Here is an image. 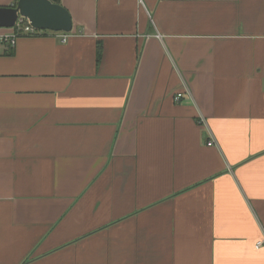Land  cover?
Here are the masks:
<instances>
[{
  "label": "crops",
  "instance_id": "1",
  "mask_svg": "<svg viewBox=\"0 0 264 264\" xmlns=\"http://www.w3.org/2000/svg\"><path fill=\"white\" fill-rule=\"evenodd\" d=\"M59 2L0 44V264H264V0Z\"/></svg>",
  "mask_w": 264,
  "mask_h": 264
},
{
  "label": "water",
  "instance_id": "2",
  "mask_svg": "<svg viewBox=\"0 0 264 264\" xmlns=\"http://www.w3.org/2000/svg\"><path fill=\"white\" fill-rule=\"evenodd\" d=\"M20 17L43 31L71 32L73 21L69 11L52 0H18L10 6H0V28H13Z\"/></svg>",
  "mask_w": 264,
  "mask_h": 264
},
{
  "label": "built area",
  "instance_id": "3",
  "mask_svg": "<svg viewBox=\"0 0 264 264\" xmlns=\"http://www.w3.org/2000/svg\"><path fill=\"white\" fill-rule=\"evenodd\" d=\"M11 30L8 33L0 34V44H5L8 47H15L17 40L22 36H38L44 33L43 30L36 29L31 25V22L25 18L20 17L18 21L16 22V25L13 28H10ZM69 32H62L61 38L63 42H66L69 38ZM158 36H160L158 34ZM182 94L177 95V100L181 98ZM213 142L210 141L209 145H212ZM264 241H260L257 244V247L262 246Z\"/></svg>",
  "mask_w": 264,
  "mask_h": 264
},
{
  "label": "trees",
  "instance_id": "4",
  "mask_svg": "<svg viewBox=\"0 0 264 264\" xmlns=\"http://www.w3.org/2000/svg\"><path fill=\"white\" fill-rule=\"evenodd\" d=\"M18 1V0H17ZM53 2H55V3H59L60 4V0H52ZM16 4V3H15Z\"/></svg>",
  "mask_w": 264,
  "mask_h": 264
}]
</instances>
